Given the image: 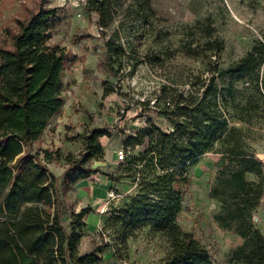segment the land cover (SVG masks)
<instances>
[{
  "label": "trees",
  "instance_id": "obj_1",
  "mask_svg": "<svg viewBox=\"0 0 264 264\" xmlns=\"http://www.w3.org/2000/svg\"><path fill=\"white\" fill-rule=\"evenodd\" d=\"M85 2L97 13L102 31L118 20L104 44L108 66L116 72L128 57L120 43L123 26L128 20L137 29L148 23L154 14L151 0ZM46 3L38 0L34 11L29 10L7 30L9 43L0 47V264H95L102 260L99 250L85 254L78 250L81 220L90 209L73 214L67 232L60 220L55 178L41 166L38 154L27 150L63 105V72L68 56L64 47L49 43L57 9L46 7ZM201 33L203 43L189 46L188 51L204 68L196 74L189 71L179 83L171 80L162 85L153 103L160 104L158 114L167 121L168 129H161L148 116L145 125L124 141L131 148L143 145L122 165L123 177L135 184L136 192L123 196L112 208L105 227L115 233V244L125 246L137 230L148 226L167 244L160 264H215L192 233L182 230L177 222L189 183L188 167L213 151L227 160L211 189V196L221 202L215 221L244 239L234 253L235 260L264 264V238L252 222L264 181L245 178L250 173L262 176L261 164L247 152L240 128L231 124L234 115L245 119L252 98L264 104V88L259 86L264 79L257 73L264 59V45L258 42L236 62L222 68L217 59L222 41L212 38L211 28ZM152 42L147 47H151L150 55L144 56L149 62L159 60L160 52ZM136 64L137 60L131 64V71ZM244 77H252L254 94L250 96L239 95L233 83ZM112 91L105 84L103 96ZM101 135V131L92 130L85 138L84 153L71 164L100 154ZM92 172L82 170L84 177Z\"/></svg>",
  "mask_w": 264,
  "mask_h": 264
},
{
  "label": "rangeland",
  "instance_id": "obj_2",
  "mask_svg": "<svg viewBox=\"0 0 264 264\" xmlns=\"http://www.w3.org/2000/svg\"><path fill=\"white\" fill-rule=\"evenodd\" d=\"M37 2L0 0V47L9 43L7 30L25 18L29 10L34 11ZM46 7L57 9L49 43L64 47L68 56L63 72V105L27 150L32 155L37 153L41 166L55 178L60 220L67 232L71 230L72 215L82 208L90 209L81 220L80 254L99 250L102 260L95 264H160L167 244L148 226L137 230L125 246L115 244V233L105 227L112 208L123 196L136 192L135 184L123 177L122 165L143 145L131 148L124 141L145 125L148 116L161 129H168L167 121L158 114L160 104L153 103L162 85L171 80L179 83L189 71L196 74L204 68L188 51L189 46L203 43L202 30L211 28L212 38L222 41L223 49L217 56L222 68L236 62L258 42L264 45V0H151L154 14L148 23L137 29L128 20L123 26L120 43L128 57L123 58V67L116 72L108 66L104 44L118 20L102 31L97 13L86 7L85 0H47ZM152 41L160 53L159 60L149 62L144 56L150 55L151 47H147ZM257 73L264 79V59ZM225 81L227 77L219 85ZM233 83L239 95L254 94L252 77ZM105 84L113 91L103 96ZM259 86L263 90L264 82ZM249 108L245 119L234 115L231 124L240 128L247 152L256 157L264 153V104L254 97ZM92 130L102 132L98 137L101 153L86 162L71 164L84 153L85 138ZM121 151L123 160L118 159ZM256 159L262 176L250 173L245 178L264 181V156ZM226 164L220 153L208 151L188 167L189 183L177 222L182 230L192 233L215 264H241L233 256L244 239L220 227L214 218L221 202L211 196V189ZM87 169L93 172L84 177L82 170ZM252 222L264 238V191L252 212Z\"/></svg>",
  "mask_w": 264,
  "mask_h": 264
},
{
  "label": "built area",
  "instance_id": "obj_3",
  "mask_svg": "<svg viewBox=\"0 0 264 264\" xmlns=\"http://www.w3.org/2000/svg\"><path fill=\"white\" fill-rule=\"evenodd\" d=\"M118 159H120V160L124 159V155H123L122 151L118 154Z\"/></svg>",
  "mask_w": 264,
  "mask_h": 264
},
{
  "label": "water",
  "instance_id": "obj_4",
  "mask_svg": "<svg viewBox=\"0 0 264 264\" xmlns=\"http://www.w3.org/2000/svg\"><path fill=\"white\" fill-rule=\"evenodd\" d=\"M263 156H264V153H257V154H256V157H257L258 159L263 158Z\"/></svg>",
  "mask_w": 264,
  "mask_h": 264
}]
</instances>
